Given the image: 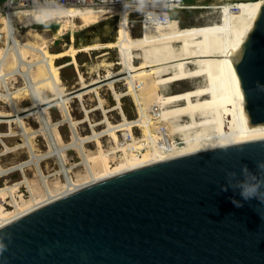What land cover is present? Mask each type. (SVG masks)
<instances>
[{
  "label": "bare ground",
  "instance_id": "1",
  "mask_svg": "<svg viewBox=\"0 0 264 264\" xmlns=\"http://www.w3.org/2000/svg\"><path fill=\"white\" fill-rule=\"evenodd\" d=\"M260 1H239L237 10L222 6V8H219L220 19L218 21L202 25L193 24L183 27L178 22V19L171 15L170 19L164 21L154 30L150 28L142 31L141 36L133 35L131 29V23L133 22L129 21V17L126 19L122 18L120 13L112 14L109 10L90 5L85 8L68 6L66 7L68 9L67 13L58 21L66 19L75 25V18L85 24L105 16L116 15L118 17L116 40L97 41L92 44L81 45L79 48L81 51L90 49L108 51L114 49L117 51V55L121 57L122 62H120L125 65V70L123 71L116 73L110 71L106 76L103 74L105 76L103 79H93L90 82H87L80 73L78 77L80 86L72 90L63 85L60 69L63 66L74 64L75 59L71 57L72 59L69 62L59 64L57 60L64 56V52H51L46 42H43L44 40L42 41L43 46H41L42 42L41 44L36 43L35 37L42 38V36L34 28L39 24L25 22L24 17L28 11H12L8 15L3 16L2 21L5 22L9 42L6 47L0 49V82L5 86V93L9 94L7 97L9 102H11L12 108L5 110L0 106V122H11L13 117L20 119L27 114L31 115V113L35 115L36 113H46L48 107L57 105L61 109L63 117L70 119L68 118L69 110L67 107L68 99L71 97L69 95L75 93L72 97H81L82 99L85 93L97 92L102 85H108V88H111L115 93L113 84L119 77H126V86L138 106V109H135L138 110L139 118L132 120L125 118L124 121L120 123L118 121L116 124H112L107 119V116L101 120L102 123L107 124V127L100 132H94V136L108 134L113 140L117 141L116 131H122L123 142L119 143L117 141L115 150H123L121 152L124 154L122 158L112 162L108 158L110 156L108 152L101 150L98 153L99 155H91L87 154L84 147L80 145L81 149L79 147L80 150L78 149V151H80L82 163L85 164L86 168L85 173H87L85 177H81V181H78L70 174V166H66V161L64 162L60 155L61 150L66 149L69 145L71 147V144L59 145L58 136L52 131V126L48 120L45 127L51 128L49 132L47 131L51 150L46 154H40L30 148L31 157L27 160L17 162L8 167L0 165V176L6 175L9 170L23 169L29 162L37 165L43 156L54 155L58 159L60 166L58 172L64 178L63 184L60 188L54 190L53 185L54 189L49 185L50 182L49 180L47 181V176L38 170L45 196H32L29 200L21 199L19 202L12 195L15 184L12 186L3 184L4 186L0 187V202L3 200L1 196L2 198L10 196L12 197L10 202L13 208L8 210L9 208L0 206V227L42 205L103 179L200 150L264 138V125L252 126L249 124L248 117L243 109V93L233 65L234 58L252 27ZM215 7L217 6L215 5ZM184 9L187 10L189 7ZM22 25L28 29V33H25L32 36L33 40L29 42L23 41L24 39L20 36L21 31H19ZM71 30H73V27ZM32 53L35 56L33 58L30 57ZM136 58L140 59L137 64L134 62ZM13 73L16 75L14 77L20 75L25 77L28 94L31 95L30 98L33 101L31 106L23 107L17 102L21 93L18 90L22 89L10 90L8 77L13 75ZM136 80H139L140 83L137 84ZM183 82H192L191 87L166 94L162 92V86L164 85ZM41 84L49 88L51 91L50 96L45 97L43 95L40 90ZM2 91H0V97L3 96ZM22 91L24 92L25 89ZM114 95L115 99L119 101V94L116 93ZM116 104L118 103L116 102ZM102 105L104 104L100 103L98 107L101 108ZM150 106H154L152 109L154 110L153 114L159 117V121H168L170 126V129H166V133H161V136L157 135V139L154 136L151 138L149 135L148 126L150 124H148L149 119L145 111L151 109ZM118 107L119 105L115 108ZM117 110L119 111V109ZM156 117L154 118L156 119ZM139 125L144 126L143 131L141 130L143 137L136 139L132 134V129H135L133 128L134 126ZM174 135H177V140H180L179 144L177 140L175 141ZM113 140L111 139V141ZM145 140L150 142L152 146L150 149L147 148L146 145L148 143L144 142ZM156 140L157 143H155ZM95 143L98 146H102L98 139H96ZM133 144L135 147H130ZM143 146H146V150L136 153H133L134 151L131 152L133 148L136 149ZM27 180H23V182H28ZM43 191L41 190V192ZM33 195L35 194L33 193Z\"/></svg>",
  "mask_w": 264,
  "mask_h": 264
},
{
  "label": "water",
  "instance_id": "2",
  "mask_svg": "<svg viewBox=\"0 0 264 264\" xmlns=\"http://www.w3.org/2000/svg\"><path fill=\"white\" fill-rule=\"evenodd\" d=\"M233 65L249 124L264 125V0ZM261 160L264 138L87 185L0 227V264H264V205L221 191L229 173L234 185Z\"/></svg>",
  "mask_w": 264,
  "mask_h": 264
},
{
  "label": "rangeland",
  "instance_id": "3",
  "mask_svg": "<svg viewBox=\"0 0 264 264\" xmlns=\"http://www.w3.org/2000/svg\"><path fill=\"white\" fill-rule=\"evenodd\" d=\"M186 1L192 2V3L196 1L197 2L205 1L206 3H211L212 5H219L222 3L221 0H186ZM239 1H251V0H228L226 1V3L231 4V3L239 2ZM171 15L177 18L178 21L180 22V25L183 27L193 25V24L202 25L205 23L206 24L212 23L220 19V12L218 8L217 9L216 8H189L187 10L179 9V10L172 12ZM104 21H105V24L108 22L110 23L109 28L107 29L108 38L106 41H108L110 38H112V36H114V33L112 30H114L115 28H118L119 19L116 15H110L107 17L105 16L99 20L88 22L85 24H82L79 19L75 18L74 19L75 25H73L72 23H70L68 20L65 19L64 21H56L52 23L51 25H49L48 27H44L42 25H37L34 27L38 30V33H40L42 36V38L35 37V41L37 44H41V42L44 40L43 42H46V45L51 52L52 51L64 52L63 53L64 56L57 60L59 64L69 62L70 59L72 58L75 59L74 64L63 66L60 69V76H61L63 85H65L66 87H69L70 90L76 89L80 86V84L78 83V80H79L78 77L80 73L84 76L87 82H90L93 79H98V78L103 79L106 76V74L110 71L116 73V72L125 70V65L121 63L122 62L121 57L117 55V51L114 49H111L108 51L104 49H90L88 51H81V49L79 48L81 45H86V44L88 45V44H92L98 41V40L97 41L89 40L88 37H82V33L86 31L88 28H90L91 25L92 26L94 24L97 25L96 23H101ZM72 27H73V30H71ZM131 29H132V33L134 36H141L142 28L139 23H137L136 21H133V23H131ZM19 31H21L20 36L21 38L24 39L23 41L29 42L30 40H33L32 36L27 35L28 29L24 28L23 25L22 27L19 28ZM43 42L41 46H43ZM0 46H1L0 47L1 49L2 47H6L7 45L0 44ZM30 57L33 58L35 56L32 53ZM134 60L136 64L140 61V59H137V58ZM14 74L15 73H13V75L8 77V81H9L8 85L10 87V90H18L19 88L22 90L25 89L24 91L25 93L22 90H18L21 93L19 94L20 96H18L17 102L23 107H29L33 104V101H32V98H30L31 95L28 94V89L26 85L27 81L25 77H23L22 75L14 77L16 76ZM136 83L139 84L140 81L136 80ZM191 83L192 82H183V83H177V84L172 83V84L164 85L162 86V92L165 94L176 92V91L191 87ZM1 85L2 84L0 82V91L3 90L2 91L3 96L0 97V106L1 108L3 107L5 110H10L12 108V105H11V102H9L8 97H7V95L9 94L5 93L4 91L5 86L3 85L1 86ZM113 85L115 87V91H116L115 93L113 92V90H111V88L110 89L108 88L109 87L108 85H102L101 87L98 88L97 92L91 91V92L85 93L86 95L84 94L82 99L81 97L78 98V97L71 96L68 99L69 103H67V107L69 110L68 118L70 119H65V117H63L64 115H62V111L57 105V106L48 107L47 109L48 111H46V113L45 112L41 114L36 113V115L31 113V115L27 114L25 115V117H22L20 119H15L13 117L11 121L12 123L10 121L0 122V135H1L0 136V165L4 167H8L17 162L27 160L28 158L31 157L30 148L33 149V151H36L37 153H40V154L48 153L51 150L50 149L51 146H50L49 139H48V132L50 131L51 128L45 127L48 123V120L52 126V131L56 133V135L58 136L57 140L59 142V145L64 146L66 144L67 145L71 144V147L69 145V147H67L66 149L61 150L60 155H61V158H63L64 162L66 161L65 162L67 163L66 166L67 167L70 166L69 167L70 174H72V176L78 181L79 180L81 181V177L83 178L87 175V173H85L86 172L85 164L82 163V157H81V154L79 153L80 151H78L79 147L81 149L80 145L84 147L87 154L97 156L99 155L98 153L101 150L104 152H108L110 155L108 158H110V161L112 160V162H116L117 160L122 158L124 154L122 153L123 150H119V151L115 150L117 143L123 142L122 131L120 132L116 131L118 142L116 140H113V138L108 134L104 136L99 135L100 138L99 136L96 137L93 134L94 132H100L107 127V124L102 123L101 121L105 118V116H107V119L112 124L113 123L116 124L118 121H119L118 123H120L124 121L125 118L127 120L139 118V113L137 110L138 106L136 102L134 101V99L132 98L133 95L130 93V90L126 86V77H122V78L119 77V79H117ZM40 90L42 91L45 97H48L51 95V91L44 84H41ZM116 93L119 94V101L115 99L114 94ZM96 100L99 102V104H97L98 102ZM116 102L118 104H116ZM100 103L104 104L101 106V108L98 107L100 106ZM118 105L119 107L115 108ZM150 107L151 109H149L148 111H145V114L148 116V119H149L148 124H150L148 126L149 135L151 138L154 136V138L157 139L156 136L157 135L161 136V133H166L167 132L166 129H170V126H169L168 121H165V120L159 121L160 120L159 117H156L153 114L154 110L152 109L154 106H150ZM117 109H119V111L121 109V111L119 112ZM154 117H156V119ZM133 128H135V129H132L133 136L136 139H141L143 137V133L141 132V130L143 131L144 126L139 125V126H134ZM59 137L62 139H60ZM174 137L176 141L177 135H174ZM84 138L85 140H83ZM96 139H98L101 142L100 144L102 146H98L95 143ZM111 139L113 141H111ZM144 142H147V141L145 140ZM147 143L148 145L146 146L147 148L150 149L152 146L150 145V142H147ZM155 143H157V140ZM177 143L178 144L180 143L179 139L177 140ZM73 144L75 145L73 146ZM19 146L20 147L22 146V148H20ZM133 146L134 144L131 145L130 147H133ZM146 146H143L145 148L143 147L136 148V149L133 148L131 152L132 151H134L133 153L142 152L144 151V149L146 150ZM88 150L91 153H89ZM47 156H43L38 161L39 163H37V165H35L33 162H29L27 166L23 167V169H14L13 171L9 170L6 173V175L0 176V187L4 185L12 186L15 184L13 186L12 195L15 196V200H18V202L21 201V199L29 200L30 197L32 196H36V197L42 196L43 197L45 195L43 191V185L41 182L42 180L41 178H39V173H38V170H40L39 171L40 173L47 176V181L49 180L50 182L49 185H51V187L53 185L55 189L53 187L52 188L54 190H57L56 188H60V186H62L63 184L62 182L64 181V178L62 177L63 175L60 172H58V169L60 166L58 163V159L55 158L56 156L54 155H49L48 157ZM78 170L79 172H77ZM77 174L79 175L78 177H77ZM26 179H28L27 180L28 182H23V180H26ZM58 179L59 181H57ZM34 188L36 191L34 190ZM37 190H40V191H37ZM41 190L43 192H41ZM38 192H41V193H38ZM33 193L35 195H33ZM10 198L12 197L5 196L2 198L1 196V199L3 200H1L0 206H3L7 209L9 208L8 210H11L13 207L11 206L12 203L10 201L12 199L10 200Z\"/></svg>",
  "mask_w": 264,
  "mask_h": 264
},
{
  "label": "clouds",
  "instance_id": "4",
  "mask_svg": "<svg viewBox=\"0 0 264 264\" xmlns=\"http://www.w3.org/2000/svg\"><path fill=\"white\" fill-rule=\"evenodd\" d=\"M113 3L119 2L121 5L120 14L126 19L135 13L149 27L155 29L163 23L160 9L157 7V0H112ZM28 12L24 19L29 24H39L48 27L65 15L68 9L62 0H27ZM163 5L162 7H165ZM264 89V86H260ZM256 173L249 171L247 165L241 169L243 179L238 180L234 185L232 178L235 173H229V183L221 186V191H227L229 186L239 188V195L243 201L255 199L264 205V160L256 162ZM232 203L236 207L242 206V201L235 198ZM7 245L0 237V253H3Z\"/></svg>",
  "mask_w": 264,
  "mask_h": 264
},
{
  "label": "built area",
  "instance_id": "5",
  "mask_svg": "<svg viewBox=\"0 0 264 264\" xmlns=\"http://www.w3.org/2000/svg\"><path fill=\"white\" fill-rule=\"evenodd\" d=\"M226 1L228 0H221V4L212 5L211 3H207L205 1L203 2H193L189 3L186 0H157V7L160 9L161 15L163 17V22L170 19L171 13L184 8H200V7H209V8H222V6H228L233 8L234 10L238 9V2H234L231 4H227ZM65 7L68 6H76L85 8L87 6H93L96 8H102L105 10H109L110 13H120L121 5L119 2L113 3L112 0H62ZM163 5H166L165 7H162ZM28 11V4L27 0H0V44L7 45L9 42L8 36H7V29L5 26V22L2 21V17L9 14V12L12 11ZM129 21L133 22L136 21L139 23L142 27V31L145 29H150L147 24H145L142 19L137 16L135 13L131 14L129 16ZM179 22V21H178ZM154 30V29H153Z\"/></svg>",
  "mask_w": 264,
  "mask_h": 264
},
{
  "label": "flooded vegetation",
  "instance_id": "6",
  "mask_svg": "<svg viewBox=\"0 0 264 264\" xmlns=\"http://www.w3.org/2000/svg\"><path fill=\"white\" fill-rule=\"evenodd\" d=\"M97 25H91L90 28H88L86 31L82 33V37H88L89 40L93 41H103L107 40V29L109 28L110 23L101 22L96 23Z\"/></svg>",
  "mask_w": 264,
  "mask_h": 264
}]
</instances>
